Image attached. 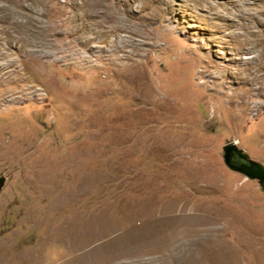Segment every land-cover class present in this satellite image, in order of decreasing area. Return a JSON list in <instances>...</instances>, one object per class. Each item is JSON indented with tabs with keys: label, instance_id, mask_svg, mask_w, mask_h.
I'll return each instance as SVG.
<instances>
[{
	"label": "rangeland",
	"instance_id": "obj_1",
	"mask_svg": "<svg viewBox=\"0 0 264 264\" xmlns=\"http://www.w3.org/2000/svg\"><path fill=\"white\" fill-rule=\"evenodd\" d=\"M231 142L264 166V0H0V264H264Z\"/></svg>",
	"mask_w": 264,
	"mask_h": 264
},
{
	"label": "water",
	"instance_id": "obj_2",
	"mask_svg": "<svg viewBox=\"0 0 264 264\" xmlns=\"http://www.w3.org/2000/svg\"><path fill=\"white\" fill-rule=\"evenodd\" d=\"M233 158L239 160V162L233 161ZM223 161L230 170L240 173L251 180H257L264 187V166L249 159L247 154L236 146L235 142L228 143L223 147ZM4 183L5 179L0 178V188H2Z\"/></svg>",
	"mask_w": 264,
	"mask_h": 264
},
{
	"label": "flooded vegetation",
	"instance_id": "obj_3",
	"mask_svg": "<svg viewBox=\"0 0 264 264\" xmlns=\"http://www.w3.org/2000/svg\"><path fill=\"white\" fill-rule=\"evenodd\" d=\"M232 160H233V161H237V162H239V160H236V159H234V158H233Z\"/></svg>",
	"mask_w": 264,
	"mask_h": 264
},
{
	"label": "bare ground",
	"instance_id": "obj_4",
	"mask_svg": "<svg viewBox=\"0 0 264 264\" xmlns=\"http://www.w3.org/2000/svg\"><path fill=\"white\" fill-rule=\"evenodd\" d=\"M204 230H207V228L206 229L204 228ZM206 232H208V231H206Z\"/></svg>",
	"mask_w": 264,
	"mask_h": 264
}]
</instances>
